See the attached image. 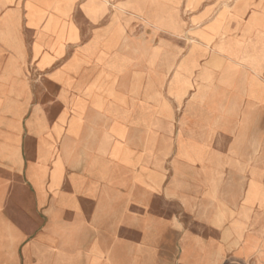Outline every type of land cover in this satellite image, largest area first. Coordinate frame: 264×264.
<instances>
[{
	"label": "crops",
	"instance_id": "crops-1",
	"mask_svg": "<svg viewBox=\"0 0 264 264\" xmlns=\"http://www.w3.org/2000/svg\"><path fill=\"white\" fill-rule=\"evenodd\" d=\"M149 10L0 0V264H264V103L152 109Z\"/></svg>",
	"mask_w": 264,
	"mask_h": 264
},
{
	"label": "rangeland",
	"instance_id": "rangeland-1",
	"mask_svg": "<svg viewBox=\"0 0 264 264\" xmlns=\"http://www.w3.org/2000/svg\"><path fill=\"white\" fill-rule=\"evenodd\" d=\"M152 1H154L153 5ZM156 1L150 0V8L153 7L154 10L153 8L149 10L154 24L162 28L161 25L163 22L160 18H170L169 15H161L162 8H165L172 13L173 17L171 16V18L177 23L179 33L177 35L172 33L175 31L174 26L176 23L174 24L170 20L167 21V26L169 29H172V32L163 29L165 32L162 31L159 35L157 33L153 35L154 30L151 29L150 37H153L151 38V45L163 48V50H149L148 64L151 80L149 91L145 93L149 95V105L152 109H156V105L161 104L173 111L175 109L173 108L172 101L175 100V95L180 97L186 93H194L195 90V93L202 98L216 96L224 93L220 87L234 91L239 95H246L250 99L260 100L264 103V0H248V12L243 16V21L241 22L242 25L248 24V29L245 33H248L250 40H252V42L248 40V50H232L236 57L233 60L224 52L212 50L215 57L219 56L223 59V69L216 80L214 79L213 73L203 70L200 75V83L197 85H190V82L195 83L199 71H194L188 79L186 78L188 83H185L180 80V74L178 72L175 73L176 67L188 49V53L182 62L189 64L187 70L198 67V60L205 56L204 52L202 54L199 53L201 52L200 50H208V48L204 45V42L203 45L199 46L202 49L190 50L194 45L192 41L195 39L194 36H197L199 30L210 24L209 18L215 17L226 5L228 7L233 6L234 2L238 0H161L162 4L164 2L163 5L158 4ZM155 10L158 11L156 12ZM204 14L207 15L206 19H203ZM194 20L198 23H194ZM228 24L231 29L235 26L234 20H231ZM242 44H245V48L246 42ZM202 61L203 63L211 64L215 71H218L222 65L221 59L212 58L210 54L203 58ZM238 66L252 71L256 78L261 74V81L259 82L258 79H254L253 77H246L244 82H239V75L236 70ZM213 81H216L218 86L215 85L216 87L211 88ZM191 89H194L192 90L193 92H188ZM215 89L217 91L214 94L212 91ZM183 105V103H177L179 109Z\"/></svg>",
	"mask_w": 264,
	"mask_h": 264
},
{
	"label": "bare ground",
	"instance_id": "bare-ground-1",
	"mask_svg": "<svg viewBox=\"0 0 264 264\" xmlns=\"http://www.w3.org/2000/svg\"><path fill=\"white\" fill-rule=\"evenodd\" d=\"M152 2H153L152 3V5H153L154 1H152ZM151 8H153V7H151ZM151 8H150V10H152ZM153 10H154V8H153ZM247 10H248V0H246V1H243V0L235 1L233 6H229V7L226 5L224 7V9L221 12H219L215 17H213L211 19L209 18L210 24L207 27H204L198 31L199 32L198 35L194 36L195 39L192 40L194 45L192 46V44H191L192 47L190 50L193 51V50H197V49H202V48H199V46L203 45V43L205 42L206 44L204 43V45L208 48V50L209 49L210 50H219L220 52H224L228 56H230L232 60L234 58H236L234 56V52L232 50H248L247 44L249 45L248 40H250V35L248 33H245L246 30L248 29V24L242 25V23H241L243 21V16H245L246 12H248ZM161 11H162V14H161L162 16H163V14L170 16L169 19L166 17L160 18L163 22L161 25L162 28L165 30H170V32H172L171 31L172 29L171 28L169 29V27L167 26V21H169V20L173 21L174 24L176 23L174 21V19L171 18V16L173 17L172 13L165 8L164 9L162 8ZM150 17H151V15H150ZM157 17H160V16H157ZM206 18H207V15L204 14L203 19H206ZM158 20H159V18H158ZM200 20H202V19L200 18ZM231 20H234V22H235V26L233 29H231L229 27V24H228ZM193 22L198 23L196 20H194ZM174 30L175 31H173L172 33L177 35L179 33V27L177 26V23L174 26ZM255 37H254V39H255ZM250 41L252 42V40H250ZM245 42H246V47L244 48L245 44L243 45L242 43H245ZM216 55H218V54H216ZM216 91H217V89H215L212 92L215 94Z\"/></svg>",
	"mask_w": 264,
	"mask_h": 264
}]
</instances>
